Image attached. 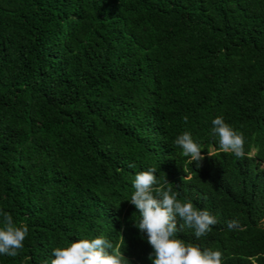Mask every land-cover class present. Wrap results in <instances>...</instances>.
I'll use <instances>...</instances> for the list:
<instances>
[{
	"label": "trees",
	"instance_id": "1",
	"mask_svg": "<svg viewBox=\"0 0 264 264\" xmlns=\"http://www.w3.org/2000/svg\"><path fill=\"white\" fill-rule=\"evenodd\" d=\"M217 116L250 155L218 150ZM185 131L199 164L175 144ZM150 167L217 219L176 238L264 264V0H0V227L8 212L29 229L0 264L101 235L152 264L129 201Z\"/></svg>",
	"mask_w": 264,
	"mask_h": 264
},
{
	"label": "clouds",
	"instance_id": "2",
	"mask_svg": "<svg viewBox=\"0 0 264 264\" xmlns=\"http://www.w3.org/2000/svg\"><path fill=\"white\" fill-rule=\"evenodd\" d=\"M183 120L187 123L188 117H183ZM212 125L211 134L218 137L219 151L233 153L238 158L250 155L244 150L243 133L234 130L222 116L213 119ZM175 144L182 149L184 157H190L191 162L199 164L204 159L200 146L194 142L190 132L180 134L175 139ZM156 172V168L150 167L135 175V191L129 200L141 216L136 227L147 234V242L153 249L149 255L152 264H222L220 251L202 250L198 245L186 244L182 239L176 238L183 227L193 229L197 238L205 236L217 223V219L208 210L196 208L191 201L178 200L170 187L166 188L165 184L160 183ZM165 183H168L166 179ZM2 216L0 255L16 257L24 246L28 226H16L8 212H3ZM177 217L183 221L179 227ZM228 229L240 230L239 221H229ZM52 255L54 258L50 264H130L123 252L103 235L93 239H80L71 242L67 247L55 248Z\"/></svg>",
	"mask_w": 264,
	"mask_h": 264
}]
</instances>
